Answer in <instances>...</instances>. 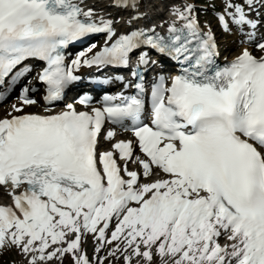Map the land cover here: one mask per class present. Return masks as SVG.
Returning <instances> with one entry per match:
<instances>
[{
	"label": "snow or ice",
	"instance_id": "6c2138e0",
	"mask_svg": "<svg viewBox=\"0 0 264 264\" xmlns=\"http://www.w3.org/2000/svg\"><path fill=\"white\" fill-rule=\"evenodd\" d=\"M143 2L110 0L121 17L83 0H0V101L39 60L45 105L23 112L37 103L29 81L0 118V186L11 198L0 205V249L24 264H264V0H221L218 26L246 45L223 64L192 0H158L166 15L155 17ZM96 34L99 47L66 63L70 43ZM151 53L176 74L149 78L161 63ZM92 67L128 77L99 81L122 84L99 106L52 111ZM101 135L115 142L97 151Z\"/></svg>",
	"mask_w": 264,
	"mask_h": 264
},
{
	"label": "rangeland",
	"instance_id": "374dc122",
	"mask_svg": "<svg viewBox=\"0 0 264 264\" xmlns=\"http://www.w3.org/2000/svg\"><path fill=\"white\" fill-rule=\"evenodd\" d=\"M193 2V1H192ZM203 10L202 11H197V16L199 17L200 21L202 24L205 26L204 22L207 21L208 25L210 27L215 25L214 18L211 14V7H209L207 4L202 5ZM214 30L216 28L214 27ZM236 42V38L234 39ZM229 41V42H228ZM227 42L230 44H235V42L232 41L231 38L228 37ZM239 52V48H235L231 51V53L237 54ZM230 53V52H229ZM12 101L6 103L1 109H0V114L3 113L4 115L8 114V111L11 109V105H13ZM2 116V115H1ZM89 259H91L96 253L94 252V247H93V241L91 237L88 238L87 243L83 245ZM0 255H2V258L0 259V264H24V258L16 251L15 248H3L0 249ZM100 255L107 256V250L103 251L100 253ZM105 264H107V260H105ZM113 264H121V262L116 261L113 259Z\"/></svg>",
	"mask_w": 264,
	"mask_h": 264
},
{
	"label": "bare ground",
	"instance_id": "6f19581e",
	"mask_svg": "<svg viewBox=\"0 0 264 264\" xmlns=\"http://www.w3.org/2000/svg\"><path fill=\"white\" fill-rule=\"evenodd\" d=\"M149 5V4H148ZM83 7H90V6H94L95 7V9H97V10H99V8L101 7V5L100 4H98V2H97V0H95V2L93 1V0H83V5H82ZM125 11H127V10H125ZM126 14H128V12L126 13ZM92 42H95L94 40L92 41ZM96 43V42H95ZM103 42H101V44H102ZM226 44H227V42H225ZM97 44V43H96ZM230 44V43H229ZM230 47H232V46H230V45H228V48H230ZM2 108V107H1ZM0 108V109H1ZM1 115H3V113H1L0 114V117H3V116H1ZM221 240H222V238H221ZM220 240V241H221Z\"/></svg>",
	"mask_w": 264,
	"mask_h": 264
},
{
	"label": "trees",
	"instance_id": "16d2710c",
	"mask_svg": "<svg viewBox=\"0 0 264 264\" xmlns=\"http://www.w3.org/2000/svg\"><path fill=\"white\" fill-rule=\"evenodd\" d=\"M66 264V263H65Z\"/></svg>",
	"mask_w": 264,
	"mask_h": 264
}]
</instances>
